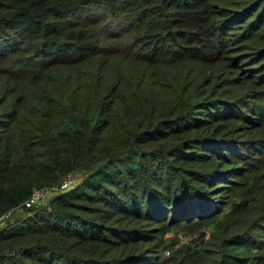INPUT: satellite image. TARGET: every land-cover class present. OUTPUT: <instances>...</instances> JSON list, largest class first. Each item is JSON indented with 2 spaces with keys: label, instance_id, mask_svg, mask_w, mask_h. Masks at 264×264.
<instances>
[{
  "label": "trees",
  "instance_id": "1",
  "mask_svg": "<svg viewBox=\"0 0 264 264\" xmlns=\"http://www.w3.org/2000/svg\"><path fill=\"white\" fill-rule=\"evenodd\" d=\"M17 206L0 264H264V0H0Z\"/></svg>",
  "mask_w": 264,
  "mask_h": 264
},
{
  "label": "built area",
  "instance_id": "2",
  "mask_svg": "<svg viewBox=\"0 0 264 264\" xmlns=\"http://www.w3.org/2000/svg\"><path fill=\"white\" fill-rule=\"evenodd\" d=\"M75 174L70 172L64 176L62 181L60 182L59 186L55 187H41V188H35L28 199H26L22 204L29 207L36 205L38 203H42L45 200H47L54 191H57L59 189H66L73 185L75 183ZM20 206H17L14 209H10L7 212L0 215V226L6 222V220L12 215L13 211L15 209H18Z\"/></svg>",
  "mask_w": 264,
  "mask_h": 264
},
{
  "label": "rangeland",
  "instance_id": "3",
  "mask_svg": "<svg viewBox=\"0 0 264 264\" xmlns=\"http://www.w3.org/2000/svg\"><path fill=\"white\" fill-rule=\"evenodd\" d=\"M80 175H81V172L80 171H75V179L78 180L80 178ZM243 195V194H241ZM262 207V204L260 203L257 207V211H259ZM228 207L225 208V210H227ZM18 214H22V211H19L17 213H15L14 215H18ZM208 233H209V230L207 229L206 230V233L204 234V237H207L208 236ZM175 235V232L173 230H171L170 232H168L165 236V239H166V242L170 241ZM181 237V236H179ZM263 253H264V250H263Z\"/></svg>",
  "mask_w": 264,
  "mask_h": 264
}]
</instances>
